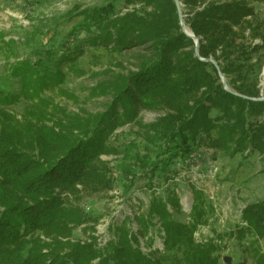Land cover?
I'll list each match as a JSON object with an SVG mask.
<instances>
[{
  "label": "trees",
  "instance_id": "1",
  "mask_svg": "<svg viewBox=\"0 0 264 264\" xmlns=\"http://www.w3.org/2000/svg\"><path fill=\"white\" fill-rule=\"evenodd\" d=\"M138 1L145 5L143 13L118 14L112 3L86 7L68 33L86 32L84 42L112 52L145 50L136 70L103 87L110 100L102 112L45 124L57 111L46 96L62 90L67 73L79 74L76 63L85 53L81 41L58 52L48 49L37 62L11 65L9 76L20 87L17 93L0 91V264H233L220 255L225 247L220 233L196 237L215 207L192 182L191 209L184 211L175 181L179 172L172 165L177 158L190 163L201 144L231 157L264 159V92L248 63L263 54V22L248 0H179L188 10L185 25L199 38L196 55L195 39L183 29L175 0ZM21 98L28 107L18 117L6 107ZM160 108L167 112L149 125L160 157L138 159L147 188L155 190L156 179H162L170 183L166 195L153 192L144 212L111 225L113 236L101 247L95 236L74 238L76 228L96 219L63 193H76L79 185L111 190L108 163L101 156L117 154L111 140L115 131L136 122L142 110ZM127 176L129 190L138 175L128 168ZM242 212V224L228 236L241 242L251 236L252 256L264 264V199ZM181 214L189 219H180ZM155 226L161 229V247H153Z\"/></svg>",
  "mask_w": 264,
  "mask_h": 264
},
{
  "label": "rangeland",
  "instance_id": "2",
  "mask_svg": "<svg viewBox=\"0 0 264 264\" xmlns=\"http://www.w3.org/2000/svg\"><path fill=\"white\" fill-rule=\"evenodd\" d=\"M130 1L132 0H0V38L3 39L0 40V91H19L18 79L9 76L12 64L23 59L37 62L48 49L58 52L81 41L85 53L76 63L79 74L67 73L62 90L46 96L50 99L52 107H57L58 112L52 111V118H48L45 124L52 126L56 120L72 123L77 118L84 119L87 115L102 112L110 100L107 92H102L103 87L108 86L115 78L136 70L140 53L145 50L134 48L112 52L102 45L92 46L84 42L88 35L86 32H79L75 37H69L68 33L82 18L78 16L79 11L86 7H100L112 3L118 14L132 10L144 12V3L138 0ZM248 2L255 7L257 18L264 25V0ZM180 8L183 18H186L187 8L182 3ZM186 28L189 29L187 24ZM248 63L253 67L251 78L258 81L264 92V50L259 60L258 55H255ZM224 79L228 82L225 76ZM27 107L28 101L21 98L19 102L6 108L20 117ZM166 112L163 108L144 109L136 122L126 124L115 131V137L111 140L118 151L117 154L101 156L102 161L108 163L107 168L113 183L111 190H91L79 185L76 193H63L72 203L78 204L85 215L96 219V222H88L76 228L73 232L74 238L88 240L95 236L101 247L113 236L111 225H120L126 215L132 216L135 211L144 212L143 209L149 203L153 192L166 195L170 183L166 184L162 179H156L159 183L155 190L147 188L138 159L145 155L153 160L160 157L159 142L152 140L153 131L149 132V125ZM195 151L202 154L200 159L183 165L177 158L172 167L179 172L175 181L178 183L177 191L184 211L189 212L191 209L192 193L189 183L192 182L204 189L215 207L214 215L208 224L200 226L196 237L208 239L220 233L224 237L222 244L225 245L220 252L222 257H231L233 264H256L249 244L251 236L248 235L241 242L237 237H229L228 234L235 232L242 224L244 206L264 199L263 157L259 154L248 158L240 154L231 157L216 152L206 144H201ZM196 164L200 165V178H194L197 174L192 172ZM128 168L138 175L129 190L125 187L129 183ZM178 217L182 220L189 219L187 214ZM133 227H137L135 222ZM160 231L157 226L151 230L155 239L153 247L162 246ZM40 238L50 241V237L45 235H40ZM145 242L146 240L142 239V247L149 251V248L144 246ZM260 245L264 248V239L260 240Z\"/></svg>",
  "mask_w": 264,
  "mask_h": 264
},
{
  "label": "water",
  "instance_id": "3",
  "mask_svg": "<svg viewBox=\"0 0 264 264\" xmlns=\"http://www.w3.org/2000/svg\"><path fill=\"white\" fill-rule=\"evenodd\" d=\"M176 1V3H177V6H178V9H179V15H180V19H181V25H182V27H183V29L185 30V32H187V34L189 35V36H191V37H193L194 39H195V42H196V55H198L199 53H198V45H199V38L198 37H196L194 34H192L191 32H188V30L186 29V25H185V22H184V18H183V14H182V11H181V8H180V6H181V2L179 1V0H175ZM210 60L218 67V65H217V63H216V61L214 60V59H212V58H210ZM220 75H221V79H222V81H223V83H224V85H225V87H226V89H228V90H230V88L228 87V84H227V82H226V80L224 79V75L220 72ZM261 99H263V98H261ZM231 257H229V256H226L225 258H224V261L225 262H231Z\"/></svg>",
  "mask_w": 264,
  "mask_h": 264
},
{
  "label": "built area",
  "instance_id": "4",
  "mask_svg": "<svg viewBox=\"0 0 264 264\" xmlns=\"http://www.w3.org/2000/svg\"><path fill=\"white\" fill-rule=\"evenodd\" d=\"M201 157H202V154L200 153V151H195L192 154V161L200 159ZM193 164H195V163H193ZM199 169H200L199 164H196L193 166L192 172L197 174V177H194V178H200L201 177V175L199 176V172H200ZM213 169H215V168H213Z\"/></svg>",
  "mask_w": 264,
  "mask_h": 264
},
{
  "label": "bare ground",
  "instance_id": "5",
  "mask_svg": "<svg viewBox=\"0 0 264 264\" xmlns=\"http://www.w3.org/2000/svg\"><path fill=\"white\" fill-rule=\"evenodd\" d=\"M187 30H189L188 28H186Z\"/></svg>",
  "mask_w": 264,
  "mask_h": 264
}]
</instances>
